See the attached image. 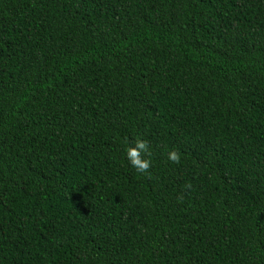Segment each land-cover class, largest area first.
Returning <instances> with one entry per match:
<instances>
[{
    "label": "trees",
    "instance_id": "obj_1",
    "mask_svg": "<svg viewBox=\"0 0 264 264\" xmlns=\"http://www.w3.org/2000/svg\"><path fill=\"white\" fill-rule=\"evenodd\" d=\"M0 264H264V0H0Z\"/></svg>",
    "mask_w": 264,
    "mask_h": 264
},
{
    "label": "clouds",
    "instance_id": "obj_2",
    "mask_svg": "<svg viewBox=\"0 0 264 264\" xmlns=\"http://www.w3.org/2000/svg\"><path fill=\"white\" fill-rule=\"evenodd\" d=\"M151 156L149 147V141L137 137L131 146L126 149V158L135 171L141 175H147L149 179L152 178L150 168L152 167V161L146 157ZM167 159L172 164H180L181 153L175 149L168 151ZM192 185L190 183L184 185L185 191H190ZM178 200L182 201L183 196H178Z\"/></svg>",
    "mask_w": 264,
    "mask_h": 264
}]
</instances>
